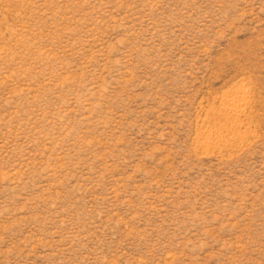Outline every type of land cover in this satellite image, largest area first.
Segmentation results:
<instances>
[{
	"label": "rangeland",
	"instance_id": "rangeland-1",
	"mask_svg": "<svg viewBox=\"0 0 264 264\" xmlns=\"http://www.w3.org/2000/svg\"><path fill=\"white\" fill-rule=\"evenodd\" d=\"M0 264H264V0H0Z\"/></svg>",
	"mask_w": 264,
	"mask_h": 264
},
{
	"label": "bare ground",
	"instance_id": "bare-ground-1",
	"mask_svg": "<svg viewBox=\"0 0 264 264\" xmlns=\"http://www.w3.org/2000/svg\"><path fill=\"white\" fill-rule=\"evenodd\" d=\"M236 103V102H235Z\"/></svg>",
	"mask_w": 264,
	"mask_h": 264
}]
</instances>
